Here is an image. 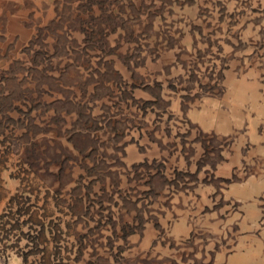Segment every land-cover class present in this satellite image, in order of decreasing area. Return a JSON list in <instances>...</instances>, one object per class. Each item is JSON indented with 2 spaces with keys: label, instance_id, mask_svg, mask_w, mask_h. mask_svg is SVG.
<instances>
[{
  "label": "rangeland",
  "instance_id": "obj_1",
  "mask_svg": "<svg viewBox=\"0 0 264 264\" xmlns=\"http://www.w3.org/2000/svg\"><path fill=\"white\" fill-rule=\"evenodd\" d=\"M0 245L264 264V0H0Z\"/></svg>",
  "mask_w": 264,
  "mask_h": 264
},
{
  "label": "crops",
  "instance_id": "obj_2",
  "mask_svg": "<svg viewBox=\"0 0 264 264\" xmlns=\"http://www.w3.org/2000/svg\"><path fill=\"white\" fill-rule=\"evenodd\" d=\"M21 220H22V218H21ZM23 225H24V224H23ZM25 225H26V223H25ZM19 230H21V228H20ZM0 246H1V245H0ZM0 264H2V263H1V260H0Z\"/></svg>",
  "mask_w": 264,
  "mask_h": 264
}]
</instances>
